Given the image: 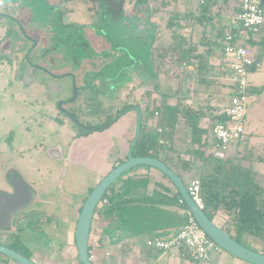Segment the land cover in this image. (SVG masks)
Masks as SVG:
<instances>
[{"label": "rangeland", "instance_id": "rangeland-1", "mask_svg": "<svg viewBox=\"0 0 264 264\" xmlns=\"http://www.w3.org/2000/svg\"><path fill=\"white\" fill-rule=\"evenodd\" d=\"M202 0H156L154 8L157 13L154 15V19L161 23L159 39L163 42L169 40V33L165 31V23L169 19V14L177 13L178 16L190 12L194 17L198 11V4ZM134 0H126L125 11L130 9V6ZM236 0H212V6L209 8V12L212 15L211 20L207 23L204 20L203 24H198L197 18L183 21L179 19V22L183 25L181 33L187 38V41L191 45H195L196 52L203 56V59L207 65V70L202 73V77H199L196 66L183 65L178 70L180 74L177 78H164L159 77L158 80L150 77L147 73H142L141 79L143 80V86L141 81L137 82L144 91H148L150 94L149 102L155 101L159 105L162 100V94H165L167 98L164 101L167 105H176L180 100L185 105H191L196 98H198V107L205 108L204 111L207 115H213L217 110L220 111L221 107L216 105L222 104V99L226 96L228 89L226 86V80L220 81L218 73V65L220 61L219 50L214 46L215 33L219 27L218 23H223L226 19H230L233 15V7ZM166 7H163V5ZM165 8V10H162ZM20 17V16H19ZM180 18V17H179ZM86 20V17L82 18V15L76 17L75 21ZM195 22L193 23V21ZM210 25V26H208ZM136 33H138V30ZM160 33H162L160 35ZM94 34V33H93ZM92 34V35H93ZM119 33L117 32V35ZM3 36V29L0 30V38ZM91 35H89L90 37ZM137 36H140L138 34ZM91 38V37H90ZM41 44L42 38L40 40ZM116 45L125 46V34L121 37L118 36ZM137 42V39H134ZM162 43V42H157ZM97 48L107 49L103 38L99 39ZM18 49L17 56L13 55L10 47L6 46L10 55L9 61L3 60L0 63V190L6 189L5 173L7 167L15 166L19 173L23 176L25 181L32 186L37 192V201L35 202L32 210L41 208L40 201L52 202L51 205L46 207L49 217L54 219L51 226L41 229L44 238L47 239L46 246H37V242L43 239L37 236L33 242H27L26 246L35 252V260L40 264H80L77 258V250L73 240L77 213H73V204L83 203V200L88 196L91 188L95 187L98 183L99 176L96 172L86 169L84 166H76L74 164H68L65 161L66 151L72 141V134L70 132H78L80 130L77 120H80L85 125H99L103 124L107 117H102L101 107L99 102L90 104L86 100L87 95L80 97V105L75 107L73 104L66 107L69 111H74L77 120L66 116V112L60 113L59 99L67 98L71 95V91L68 90L66 84H69V79H55L53 76L48 75L58 74L62 72L61 69L55 71L51 67L41 65L43 70L32 72L31 78L35 80V83L31 86L22 85L21 81L16 78L14 80L15 72L20 66V57L22 55V63H26L23 59L25 57V46ZM157 45V44H156ZM44 45L39 46V49H35L30 53L31 62L43 63V60L38 59L41 57V52ZM126 47V46H125ZM155 48V47H154ZM150 49L147 48L149 52ZM254 50V49H252ZM256 55L259 53V48L255 49ZM16 52V51H15ZM119 51H117L118 53ZM116 55V59H117ZM115 59V63L116 60ZM154 59V57H153ZM102 63V61L99 60ZM154 62V61H153ZM155 64V62H154ZM27 65V64H23ZM116 66V64H115ZM112 66V73L108 76L113 77L118 71L119 67ZM46 70V71H45ZM264 71V60H263ZM143 72V71H142ZM128 77V76H127ZM88 78V77H86ZM224 81V82H223ZM130 81H122L113 85L115 93L112 94L114 100V107L121 108L119 104L123 103L125 99H132V93L125 94L120 92L119 88H125V84ZM159 83V89L154 90L153 85ZM96 86L92 85L91 89L96 90ZM119 89V91H118ZM124 90V89H123ZM143 91V90H142ZM137 92L134 95V101L141 100L142 92ZM198 95L196 96V94ZM73 95V93H72ZM114 95V97H113ZM144 95V94H143ZM144 97V96H143ZM247 96V116L245 119V126L251 123L252 114L259 115L258 100L249 104L248 106ZM252 98V97H251ZM138 99V100H137ZM146 99V97H144ZM256 99V98H255ZM253 100V99H252ZM86 101V103H85ZM141 106L143 102H141ZM196 103V104H197ZM106 107L110 103H103ZM152 104V103H151ZM150 104V105H151ZM104 106V107H105ZM119 106V107H118ZM249 107V108H248ZM115 108L112 109L111 114L115 115ZM143 108V107H141ZM213 110V111H212ZM145 114V113H142ZM158 116H155L157 118ZM69 120H68V119ZM101 118V120H98ZM153 125V123H152ZM256 130L260 131L264 128V120L258 121V123H252ZM190 130L181 133V141L179 144L184 146L189 140L188 133ZM185 141V142H184ZM177 144V141H176ZM187 145H185L186 147ZM50 149H59L63 155L62 159H51L48 156ZM187 184V183H186ZM101 203L99 204V206ZM15 217L12 221V225L16 222ZM26 220L19 221L17 223L18 232L13 230L11 233H5L6 239L12 240L15 236H21V239L31 240L32 236L23 233V229H26ZM107 222L101 219L98 215H95L92 220V232L90 234V247L91 254L95 258L96 264H110L108 262L112 259H107L108 252L104 250L108 246L107 242L103 241L99 237L101 227H106ZM63 235H60V233ZM15 235V236H14ZM7 240V241H8ZM246 242L250 248H254L258 252H264V241L246 237ZM36 244V246H35ZM90 254V255H91ZM3 259L6 261L4 262ZM17 264L12 260H8L0 255V264Z\"/></svg>", "mask_w": 264, "mask_h": 264}, {"label": "trees", "instance_id": "trees-1", "mask_svg": "<svg viewBox=\"0 0 264 264\" xmlns=\"http://www.w3.org/2000/svg\"><path fill=\"white\" fill-rule=\"evenodd\" d=\"M56 1L53 0L54 3ZM42 2L46 3L45 0ZM99 2L105 5V8H100V17L98 18L106 23L104 27L101 26L100 28L102 32L104 30L108 34L109 21H112L111 23L115 22L113 24L118 33L119 31L125 33V28L132 25L131 29L134 31L137 29L138 34H140V36L133 37L128 41L127 48L122 45H115V50L125 55L123 59H119V57L116 59V66L119 68L114 75L115 80L119 79L125 82L124 73L127 68L131 67L141 68L144 75L147 73L148 76L156 80L161 76L166 79L179 77L180 74L177 72L183 65L196 66L199 77H202V73L206 72L207 65L203 56L196 52L195 45H191L186 36L181 33L183 25L179 22V19L189 21L191 18H197L198 24H203L206 27L207 25L203 22L205 20L209 23V20H211L212 15L209 8L214 4L212 0H202L198 4L197 17H194L190 12L180 16L177 13L169 14V19L164 26L165 31L170 35L167 42L159 39L161 23L153 18L157 13L154 8L156 0H134V6L128 15L129 17L124 14V8L127 5L126 0H113L110 9L109 0H99ZM163 7H166V5L164 4ZM53 8L56 10V6ZM162 10H165V8ZM61 22L62 19L59 13L57 29L60 31L63 30ZM218 25L214 46L219 50V57L223 58L225 34L229 31L234 36L231 44H235L238 42L237 29L231 27V24L227 22L218 23ZM55 27L56 25L53 26V28ZM12 34L14 33L11 32ZM135 38L137 42H134ZM159 41L162 43L158 44ZM241 45L245 48L246 45H254L259 48L254 64L248 68L249 73L256 71L255 65L260 62L264 54V36L249 34V39ZM55 48L59 50L60 44H56ZM147 48L150 49L149 52ZM129 49L132 51L130 54H128ZM104 56V58H107L108 54ZM135 77L132 86L129 84V90L127 89L125 92L126 95L132 93L136 89L135 87L139 86L137 84L139 80L142 83L140 73ZM159 86V83H155L153 85L154 90L157 91ZM263 91L264 87L259 88L258 94H262ZM143 94L142 96L146 97L148 104L146 105L145 116L141 112L139 136L132 148V156L160 160L181 177L184 183L187 181L183 174H186L190 180L199 179L200 195L204 203L202 210L209 219L213 220L216 215L223 214L227 218L226 228L223 230L245 247L250 248L246 242V237L264 241V188L256 183L255 176L251 172L235 167L230 160L216 158L212 153L204 154L201 148V140L206 131L198 126V121L207 115L204 111L205 108H194L185 105L180 100L176 105H167L164 102L167 98L165 94H162L163 101L159 105L155 101H152L151 104L149 102L151 93L144 91ZM232 95H234V91L228 94L229 98ZM132 98H134L133 95ZM95 100L91 104L96 103ZM99 104L102 105L101 102ZM127 107L126 105L121 106L113 115L111 114L113 113L112 107L102 106L100 114L102 117H107L106 121L95 126L88 124H84L82 127L79 126L80 130L77 132L76 137H86L92 132L109 128L115 122L116 117L128 110ZM71 114H73L72 111ZM155 116L158 117L155 118ZM154 119L155 125L152 129H148L147 122ZM213 119L216 120L215 123L221 122L224 115L223 113L214 115ZM98 120H101V118ZM188 129L190 130V141L186 150L181 154L180 150L176 148L178 132ZM184 156H189V159H185ZM124 176L119 178L106 191L101 205L95 211L101 219L107 222L106 227H101L102 235L109 236L111 240L113 238L112 232L120 231L121 238L124 236L134 237L151 233L161 227L167 228L170 225L176 227L178 231L185 224L187 210L178 192L169 196L170 190L162 184H157V187L165 193L153 191L151 196L138 195L136 194L138 190L147 188L149 179L147 177L124 178ZM185 185H188V183H185ZM103 201L105 202L103 203ZM180 201L182 202L180 203ZM170 207L178 208L179 215L177 211L171 212L168 209ZM5 246L29 259L31 258L28 249L18 237H14ZM88 250H90V246ZM179 253L192 258L184 248H181ZM262 253L264 254V252Z\"/></svg>", "mask_w": 264, "mask_h": 264}, {"label": "flooded vegetation", "instance_id": "flooded-vegetation-1", "mask_svg": "<svg viewBox=\"0 0 264 264\" xmlns=\"http://www.w3.org/2000/svg\"><path fill=\"white\" fill-rule=\"evenodd\" d=\"M42 1L43 0H0V30L3 29V36L0 38V58H2L0 60V63L5 59L6 61L11 60L6 46L10 47L11 51L13 52L12 54L17 56L16 53H18V49H20L22 47L21 44H23L25 46V57L23 56V59L26 61V63H22V55L19 56L20 66L17 68L14 76V79L19 77L18 80L27 82V84H25L21 81L22 85L30 86L34 84L35 80L34 78H31L32 72L43 70V67L41 65H44V63L52 69H55V71L61 69L62 72L58 74L49 73L48 75L53 76L55 79H69V84H66L65 87L68 90L65 91H71V95L67 98L59 99L57 103H61L60 113L62 114V112H66V116L71 118L72 121L73 119L77 120L78 118H75L76 114L74 113V111L71 110L73 113L71 114V111L67 110L66 107H69L72 104L76 107L77 104L80 105L81 103H83L81 102V100H79L83 95H87L86 100H88V103L90 104L96 99L95 101L101 102L103 107L105 106L103 103L108 102L110 104L107 107L115 108V103L112 98V94L115 93L113 85L123 80H115L114 76L111 77L108 75L112 73V71L110 70L112 69V66H115L116 64V55L119 57V59L125 58L124 53L120 54L121 52L117 53V51L115 50V41L116 39H118V36L121 37L124 34L125 39H127V36H130L128 34L132 31V25H129L127 28H125V33L119 31L120 34L117 35L116 27L114 25L115 22H113V24L111 23L112 21H109V26L107 29L108 34H106L104 30L102 32L100 28L101 26L104 27L106 23L99 20L98 18L100 17V8H105V5H102L99 0H59V2L57 0L55 3L53 2V0H45V4ZM111 4L113 5V0H109V9L111 7ZM55 6L56 10L53 8ZM133 6L134 2L132 3L128 11H125L124 8V14L126 16L131 13ZM59 13L62 19L61 25L63 30L61 31L57 29ZM79 15H82V18L86 17V20H80L78 22L75 21L76 17ZM54 25H56L55 28H53ZM11 32H13L14 34L11 35ZM89 35H91V38L89 37ZM41 38L42 42H46V44H41ZM100 38H103V40L105 41L107 49L97 48V42H99ZM129 40L131 39L129 38ZM56 44H60L59 50L55 48ZM42 45H44V47L41 52V57H38V59L43 60V63L38 64L35 62H31L30 53L35 51L36 48L39 49V46ZM107 54L108 57L104 58V55ZM101 56L104 57L102 58ZM99 60L102 61V63L99 62ZM142 71L143 70H141V68L139 69L138 67H131L129 69L127 68L124 73V80L130 81V73H135L134 75L140 73V75H142V73H144ZM95 84H97L96 90L91 89V86ZM119 89L121 94L125 93V91L123 90L124 88L121 87ZM134 100V98L133 100L125 99L123 103L119 104L120 106H128V110L126 112H122L118 117H116L115 121L119 117L124 116L127 112L135 110V108L137 107L139 109L141 108L139 102ZM117 109L118 108H115V112ZM140 115H142L141 110ZM77 121L82 126L84 125L80 120ZM51 153H53L52 159H57L54 152L52 151ZM10 168H15V166H9L7 167V170ZM30 187L32 188V186ZM0 191L8 193L12 192L7 183L6 189ZM85 200L86 198L83 200V203L85 202ZM36 201L37 192L32 206L28 209L22 210L21 212H19V214L13 217V219L17 217L15 224L12 225V220L9 227L0 229V245L5 246V244H8L10 242V240L6 239L7 236L2 234L8 232L11 233L14 230L16 235V231L18 232L17 223L19 221L26 220V229H23V233L32 236L31 240L21 239V236L19 237L18 235L14 236L18 237L28 249L31 257L30 260H32L35 264H40L35 260V252L27 247L26 244L27 242H33L37 236H40V238H42L43 240L37 242V246H46L47 239L44 238L45 236L43 235L41 229L46 226L47 228L50 227L54 219L49 217L50 215L46 209V207L48 205H51L52 202L46 203L43 202L45 200H42L40 201V204L44 206H41V208L37 210H32V207L34 206ZM83 203H81V205H79V203L73 204L72 212L74 214L77 213V215L79 216ZM54 206L57 207V205ZM95 215L97 214H94L93 219ZM91 232L92 230L90 231V234ZM90 234L88 239V248L90 246ZM60 235L62 234L60 233ZM103 236H106L109 239V236L102 235V232H100L99 237ZM90 251L91 247L90 250H88L89 260L92 261L93 264H95V258H93L92 260L90 259ZM110 254L111 253L108 252V254L106 255L107 259L110 258Z\"/></svg>", "mask_w": 264, "mask_h": 264}, {"label": "crops", "instance_id": "crops-1", "mask_svg": "<svg viewBox=\"0 0 264 264\" xmlns=\"http://www.w3.org/2000/svg\"><path fill=\"white\" fill-rule=\"evenodd\" d=\"M236 0L234 7H233V15L230 19H226L224 22L232 24L233 18L235 17L236 13ZM133 27V26H132ZM132 30V29H131ZM162 33H160L161 35ZM125 39V46H128L129 38L132 39L136 37L138 33L132 30ZM239 44L247 41L249 39V35L242 33V37L238 38ZM257 39V38H256ZM97 45L98 42H97ZM100 46V45H99ZM103 49V48H101ZM247 52L249 56L255 60L256 58V46L254 45H246ZM254 49V50H252ZM128 54L132 51L131 49L128 50ZM263 60L264 54L261 58L259 64L260 67L256 69L254 72H250L248 74V89H249V97L248 98V106L253 102L258 100V107H259V115L252 114V121L247 126H245L244 120V139L242 141L232 143L228 146L225 151V156L223 159L230 160L235 167L240 168L241 170L249 171L255 176L256 183L264 188V128L260 131L256 130L252 123H258V121L264 120V91L262 94H258V90L261 87H264V71H263ZM228 60L223 57L220 58L219 65H218V73L220 77V81L226 80V86L228 92L226 96L222 99V104L216 105V108L219 106L221 107L220 111L217 110L214 112L213 115H205L204 117L200 118L198 121V126L201 129H204L206 132L202 136L201 145L202 150L204 151L205 155L213 154L215 150L214 141L211 135V129L215 124L214 115H218L222 113L224 106L228 103L229 96L228 94L232 93L234 90L233 82L231 81L230 72L227 70L225 65L227 64ZM135 74V73H134ZM133 73L129 75L130 82H128L127 86L124 88L126 92L128 86H132L133 81L136 79ZM15 80V79H14ZM224 82V81H223ZM143 84V80L141 85ZM139 85L136 86L135 90H133V96L140 91H144ZM31 86V85H30ZM143 86V85H142ZM131 89V88H130ZM129 90V89H128ZM142 91V92H143ZM143 95V94H142ZM198 93L196 94V96ZM252 97V98H251ZM256 98V99H255ZM253 99V100H252ZM133 100V98L131 99ZM138 100V99H137ZM198 98H196L192 103H190L194 108L198 107L197 103ZM139 104L143 102V108H140L141 112L145 113L146 105L148 101L141 97V100H138ZM197 103V104H196ZM138 104V103H137ZM249 108V107H248ZM248 112V110H247ZM145 116V114H143ZM247 116V113H246ZM245 116V119H246ZM138 121L137 112L135 110L127 112L124 116L119 117L111 126L104 131H95L92 132L90 135L86 137H76V132H70L72 134V141L66 151V158L65 161L68 164H74L76 166H84L86 169L96 172L99 176L98 182L109 172L113 169L116 165L126 160L130 145L135 137L136 132V125ZM153 123V125H152ZM148 129H152L155 125V119L149 120L147 122ZM189 130V129H188ZM179 131L177 136V144L176 148L180 150L181 154L186 150L187 145L190 141V134L188 133L189 140L184 146L179 144L181 141V133L186 132ZM185 142V141H184ZM54 152L57 159H62L63 155L60 154L61 150L59 149H50L48 152V156L52 159L51 152ZM185 159H189V156H184ZM198 165V164H197ZM132 177V178H142L147 177L149 179V184L147 188L138 190L136 194L138 195H147L151 196L153 191H160V188L157 187V184H162L166 188L170 190L169 196H172L177 192L173 185L166 179L160 172L155 169L148 168V167H138L133 169L129 173H127L124 178ZM183 177L189 183L191 180L188 179L186 174H183ZM187 186V185H185ZM165 193V192H162ZM171 212H178L179 209L176 207L168 208ZM226 217L223 214L216 215L213 221L222 229L226 228ZM170 223V220L168 221ZM174 222V221H172ZM177 231L176 227H172L171 225L167 228H159L151 233L141 234L139 236L134 237H120V231L112 232L113 238L110 240L108 237L103 236L101 239L105 242L108 240V246L104 248L106 252H110L112 259L108 262L110 264H247L243 261H240L224 251H218L212 254L211 260L209 262H198L195 261L193 258H190L186 255L179 253L177 250H173L171 252H161L156 251L149 248L146 245L147 240L154 239V238H168L172 236ZM101 232V230H100ZM232 232V231H231ZM233 233V232H232ZM100 234V233H99ZM168 236V237H167ZM254 249V248H252ZM255 250V249H254ZM257 251V250H256ZM110 256V257H111ZM96 264V263H95Z\"/></svg>", "mask_w": 264, "mask_h": 264}, {"label": "water", "instance_id": "water-1", "mask_svg": "<svg viewBox=\"0 0 264 264\" xmlns=\"http://www.w3.org/2000/svg\"><path fill=\"white\" fill-rule=\"evenodd\" d=\"M23 83L27 84V82ZM60 105L61 103L58 105L59 109ZM135 110L138 112V123L136 125L135 137L130 145L126 160L111 169V171L93 187L81 207L74 231V241L77 248L79 263L93 264V262L89 260L88 239L92 227L93 216L97 207L102 202L106 191L118 181L119 178L133 169L138 167H149L157 170L168 179L179 193L187 212L193 216L200 228L222 251L247 264H264L263 253L243 246L228 235L213 220L207 217L204 211L200 209L189 196L185 183L181 177L172 169L168 168L158 159L132 156V148L139 136V120L141 118L140 109L137 107ZM5 181L12 192L0 191V229L9 227L15 215L19 214V212L24 209L30 208L36 196L34 189L30 187L16 168L6 170ZM0 255L17 264H35L32 260L24 257L19 252L3 245H0Z\"/></svg>", "mask_w": 264, "mask_h": 264}, {"label": "built area", "instance_id": "built-area-1", "mask_svg": "<svg viewBox=\"0 0 264 264\" xmlns=\"http://www.w3.org/2000/svg\"><path fill=\"white\" fill-rule=\"evenodd\" d=\"M231 27L237 29V38H241L242 33L264 36V0H238ZM232 37L234 38L227 31L223 41V55L228 60L225 67L230 72L234 95L229 98L228 103L224 106L222 111L224 119L215 123L211 129L215 146L213 155L221 159L224 158L225 151L230 144L244 139V120L247 113L248 96V68L255 62L244 46L239 43L231 44ZM259 67L260 64L256 63L255 68L258 69ZM186 189L193 202L200 209H203L204 203L200 195V180L197 178L191 180ZM146 245L153 250L161 252L179 251L184 248L194 260L201 262H209L213 253L222 251L188 212L185 224L172 236L147 240ZM93 258L90 255V259L92 260Z\"/></svg>", "mask_w": 264, "mask_h": 264}]
</instances>
